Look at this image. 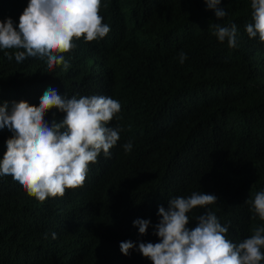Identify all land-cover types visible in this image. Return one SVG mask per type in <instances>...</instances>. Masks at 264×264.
<instances>
[{
  "label": "trees",
  "instance_id": "trees-1",
  "mask_svg": "<svg viewBox=\"0 0 264 264\" xmlns=\"http://www.w3.org/2000/svg\"><path fill=\"white\" fill-rule=\"evenodd\" d=\"M27 4L0 0V22L17 26ZM101 4L110 32L74 40L67 69L31 57L17 63L15 49L9 61L0 50V105L39 106L50 88L67 98L104 95L120 102L110 126L122 129L111 156L101 153L84 185L63 197L39 202L11 176L0 177V264H152L135 249L123 255L120 243L159 242L158 207L194 191L218 201L189 215L213 211L232 242L264 226L250 203L264 191V42L246 33L250 0H221L223 20L204 0ZM214 23L236 25V47L217 40ZM64 115L52 109L45 120ZM11 135L0 129V159ZM136 219L151 222L145 235Z\"/></svg>",
  "mask_w": 264,
  "mask_h": 264
},
{
  "label": "clouds",
  "instance_id": "clouds-1",
  "mask_svg": "<svg viewBox=\"0 0 264 264\" xmlns=\"http://www.w3.org/2000/svg\"><path fill=\"white\" fill-rule=\"evenodd\" d=\"M204 2L214 10L217 20L227 15L224 8L218 7L221 0ZM101 6V0H28L17 26L11 18L0 22V50H5L9 61L13 55L7 50L15 49L17 63L31 57L46 60L49 68L63 65L67 69L70 65L64 54L76 47L74 40L97 41L110 32L100 14ZM250 8L253 23L246 25V33L264 42V0H250ZM212 27L219 42L236 47L235 24L214 23ZM186 59V54L180 52V63ZM52 109L65 114L61 121L45 120ZM120 111V102L109 96L67 98L52 88L40 97L39 106L24 100L0 105V129L7 128L12 133L0 159V177L11 176L39 202L63 197L67 189L82 187L89 165L97 163L101 153L110 157V150L120 139L122 129L110 126ZM123 149L130 152L132 142L125 143ZM217 201L215 194L201 191L170 199L167 208L158 207L160 219L153 226L159 242L123 241L119 245L121 253L127 256L135 249L152 264H261L264 226L234 243L226 236L228 227L213 211L194 218L189 215ZM250 203L251 210L264 221V191L256 193ZM192 220L196 225L190 228ZM150 223L136 219L133 226L142 236ZM52 238L56 239L57 234L52 233Z\"/></svg>",
  "mask_w": 264,
  "mask_h": 264
}]
</instances>
